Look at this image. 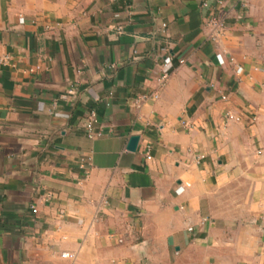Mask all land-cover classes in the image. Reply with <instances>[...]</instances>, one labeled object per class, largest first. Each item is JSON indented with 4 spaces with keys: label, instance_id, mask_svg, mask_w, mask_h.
I'll use <instances>...</instances> for the list:
<instances>
[{
    "label": "crops",
    "instance_id": "0c3cea01",
    "mask_svg": "<svg viewBox=\"0 0 264 264\" xmlns=\"http://www.w3.org/2000/svg\"><path fill=\"white\" fill-rule=\"evenodd\" d=\"M0 57V264H264V0H0Z\"/></svg>",
    "mask_w": 264,
    "mask_h": 264
},
{
    "label": "built area",
    "instance_id": "2783aa9c",
    "mask_svg": "<svg viewBox=\"0 0 264 264\" xmlns=\"http://www.w3.org/2000/svg\"><path fill=\"white\" fill-rule=\"evenodd\" d=\"M204 6H207V3L204 4ZM210 25L213 26L215 28V30L219 32L223 31L225 29V23L224 20L222 18H213L212 21L210 22ZM217 33V34H218ZM8 59V57H5L4 59H2L0 57V63L5 62ZM171 64V59L170 58H166L165 59V65H170ZM169 79V75L167 73H165L160 82L162 84H165ZM146 96H143L142 99H146ZM227 117L229 119H234V117L232 115H227ZM236 121H238L239 119L236 118ZM85 130L88 133V136L90 138H98V137H102L103 132L101 129L98 128V117L97 114L95 112H91L88 114V116L86 117L85 120V124H84ZM64 257H67L68 254H64Z\"/></svg>",
    "mask_w": 264,
    "mask_h": 264
},
{
    "label": "water",
    "instance_id": "95a60500",
    "mask_svg": "<svg viewBox=\"0 0 264 264\" xmlns=\"http://www.w3.org/2000/svg\"><path fill=\"white\" fill-rule=\"evenodd\" d=\"M138 141H139L138 136L131 137L129 144H128V150L131 152L136 151L137 146H138Z\"/></svg>",
    "mask_w": 264,
    "mask_h": 264
}]
</instances>
